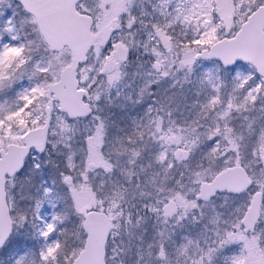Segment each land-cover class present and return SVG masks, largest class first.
<instances>
[{"label":"snow or ice","instance_id":"6c2138e0","mask_svg":"<svg viewBox=\"0 0 264 264\" xmlns=\"http://www.w3.org/2000/svg\"><path fill=\"white\" fill-rule=\"evenodd\" d=\"M0 264H264V0H0Z\"/></svg>","mask_w":264,"mask_h":264}]
</instances>
